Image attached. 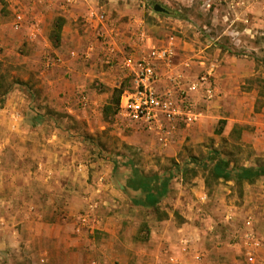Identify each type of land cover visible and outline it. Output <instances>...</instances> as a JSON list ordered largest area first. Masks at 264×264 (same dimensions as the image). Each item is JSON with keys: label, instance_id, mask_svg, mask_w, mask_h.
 <instances>
[{"label": "rangeland", "instance_id": "obj_1", "mask_svg": "<svg viewBox=\"0 0 264 264\" xmlns=\"http://www.w3.org/2000/svg\"><path fill=\"white\" fill-rule=\"evenodd\" d=\"M83 1L86 5L77 10L79 15L75 21L80 34H98L102 26L88 21L86 13L90 8L88 6H91L106 13L108 19L105 27H108L109 33H112V28L115 29L113 34H119L116 30L120 25L126 28L128 24L133 28V23H136V29L145 26L153 31L156 28L154 40L160 43L156 46L162 45V41L171 36L176 44L184 41L192 43L198 56L191 60L197 62L199 74L214 68L217 95L211 102L203 101L204 105H197L205 111V115L194 125V130L174 146L173 155L169 154L170 151L150 149V146L148 150L137 149L143 142L138 141L137 137L135 141L128 138L132 137L131 127L121 122L119 108L116 114L110 113L106 119L102 107L101 114L108 122L106 128H101L102 118H98L93 123L96 130L90 131L88 125H79L80 133L75 136L80 142L79 153L87 160V167H79L78 173L85 175L84 180L95 186L97 193L93 195L89 191L83 198L53 200L46 196L49 194L47 184L42 183L37 175L36 181L40 185L34 188L40 195L25 200L40 204L44 217L18 215L8 220L5 208L2 209L0 264H100L97 257L89 258L87 263L79 261V245L63 247L66 243L56 245L52 241H43L40 232H50L54 224L70 226L77 235L82 236L84 232L89 240L96 238L109 243V246L115 244L109 247L116 257L112 259L114 263L101 264H171L165 258V252L181 255L179 239L175 234L177 231L174 230L177 224L185 220L181 210L187 211L188 220L194 223L192 229L199 230L197 233L194 230L189 232L193 236L190 235L193 250L186 256L188 264H214L217 257H220L217 262L220 264H264V197L260 198V203L254 200L256 203L252 206L253 201L248 197L247 202L245 197L246 183L209 177L210 184H207L205 178L208 170L203 166L215 150L229 158L232 165H264V150L254 149L252 145L253 137L264 126V0ZM155 3H161L170 12L156 11ZM20 7L18 1L0 0V109L4 107L8 95L21 88L27 91L26 98L35 100V91L29 86L30 82H34L32 86L36 84L38 72L34 71V74L30 71V74L22 65H33L38 59L55 55L35 48L41 46L36 41L39 35L31 38L29 28L36 24L33 14L37 10L30 6L26 9ZM20 11L26 15L27 21L21 29L16 30L13 21L15 13ZM57 18L40 21L39 34H53ZM184 52V49L180 50V53ZM24 103L23 110L30 115L29 123L36 125L40 120L38 105L27 100ZM67 124L62 125L66 129L74 126ZM58 125L57 120L48 117L43 126L54 128ZM5 137L8 135L4 132L0 134V141H4ZM6 154L10 156V152ZM34 156H30V159ZM130 160L145 172L172 175L169 191L162 199L159 210L134 204L132 199L139 196L140 191L128 188L125 192L130 172L129 165L125 163ZM30 169H36L33 163ZM259 180L263 181V187L259 188L264 192V177ZM102 184L109 187L108 196L100 191ZM203 185L205 188L202 189ZM203 191L208 194L205 202L200 198ZM23 201L21 204H25ZM228 204L233 205L231 211L234 212V220L231 222L224 221ZM70 206L74 208L70 209ZM54 207L56 209L52 213ZM83 214H89V222L78 232L76 227L82 225L80 217ZM163 215L170 224L160 222ZM248 216L253 219L255 231L262 241L257 262H249L240 246L232 247V243L239 240V231ZM108 217L109 223L116 229L113 236H106L102 231ZM160 233L165 237H160ZM195 235L198 237L195 238ZM161 240H166L167 246L161 245ZM198 241L203 243V249L198 248ZM172 242L171 246L169 243ZM58 251H61L60 259H57ZM201 251L204 252L201 254L203 261L199 262L196 254Z\"/></svg>", "mask_w": 264, "mask_h": 264}, {"label": "crops", "instance_id": "obj_2", "mask_svg": "<svg viewBox=\"0 0 264 264\" xmlns=\"http://www.w3.org/2000/svg\"><path fill=\"white\" fill-rule=\"evenodd\" d=\"M15 1L20 2L21 6L25 9L28 8L27 6H30L31 9L37 10V13L35 15L33 14L34 22L37 24H39L40 21L45 22L54 17L63 18L64 23L59 44L55 45L52 43L50 34H39L36 41L41 46L35 47L41 48V52H52L55 55H59L63 61L51 68L46 67V59L44 58H42V60L38 59L36 64H33L34 66L30 63L22 65V68L29 71L30 74V71H33L34 74V71L38 72V78L35 80L36 84L32 86L34 82H30L32 85L30 84L29 86L35 91L34 96L36 99L29 100L26 98L25 92L27 91L21 88L10 93L4 107L0 109V134L4 132L8 135V137H5L4 141H0V219H3L2 209L5 208L8 220L18 215H26L29 217L35 214L39 218L44 217V211L41 209V205L29 201L33 197L36 198L40 195L38 190L34 188L40 185V183L36 181L38 180L37 175L41 178L40 181L42 183L47 184V191H49V194H46V196L53 200L83 198L87 196L89 191L93 195L97 193L98 189L95 186L86 183V180L83 178L85 175L83 173H78L79 167H87V160L84 155H80L79 152L81 151V147L78 145L80 142L76 140L75 136L80 133L79 125H88L90 131L96 130L97 128L93 123L98 118H102L101 128H106L108 122L103 119L101 114L102 107H105V105L112 100L114 90L121 87L123 84L121 72L110 68L108 64L105 63V50L103 49L102 41L99 40L98 34H80L77 28V23L75 22L79 15L77 10L85 7L83 6L85 4L83 0H74L70 3H67L66 0ZM88 7L90 8L87 10V17L89 11L94 9L91 6ZM136 26V23H133V28H130L128 24L126 28L121 27V25L120 27L117 26L116 33L119 34H114V38L122 49L125 50V47L128 45L127 52L139 54L143 50L158 43L154 40L155 37L153 36V34H157V30L154 26L153 31L151 28H146L145 26L136 29ZM119 29L120 31H118ZM107 30H109L108 27ZM171 37L163 40L161 44L167 43L168 39ZM90 47H93L90 58L85 59L78 55L86 50H90ZM174 48L175 56L173 60L176 66L184 68V63L190 61L191 64L188 62L190 67L187 69L185 68L186 71H188L192 77L198 75L197 62L191 60L192 57L198 56L193 44L187 41L179 42L177 44L175 43ZM181 49H184L185 52L180 53ZM72 52H75L77 55H72ZM178 55L181 57H178ZM161 70L162 73L166 71L165 68ZM214 81L215 83L217 82L216 78ZM165 85L166 81L165 78H163L159 83V87H164ZM28 89L29 88H26V90ZM80 91H85L89 98V104L85 108L79 107L80 105L78 104V94ZM26 100L33 102V105H38L40 111L38 114L40 117L38 119L40 120H37L38 123H36V125H31L29 123L30 115L23 110L24 101ZM195 102L199 105L203 104L202 98L198 96H195ZM208 106L209 105H207V107ZM48 109H50L49 112L47 111ZM48 117L52 120H57L60 125L68 123L67 125L70 124L74 126H71L69 129H66L63 125H58L54 128L44 127L43 125L48 120ZM122 123L124 124V122ZM194 125L195 124L181 128L176 133L173 143L165 149H163L159 142L153 137L137 131L132 127L129 129L132 133V137H125L131 138L133 141L136 139L139 141L140 139V142L143 143L136 147L137 149L148 150L150 146V149L152 148L160 152L166 150L167 153L170 151V154L172 153V149L175 152L174 146L181 143L186 135H189V133L194 130ZM134 138L136 139L134 140ZM252 143L254 149L264 150V126H262L260 132L256 133V136L253 137ZM7 152H10L9 157L6 154ZM34 152L35 156L33 155ZM171 155H173V153ZM30 156H34L33 159H30ZM32 163L36 168L34 171L30 169ZM135 165L138 166L137 163H135ZM243 165L260 166L256 163ZM262 177L264 176L260 178ZM259 179L256 180V183L244 182L247 186L245 197L246 200L249 197L250 201H253L254 204L251 203V205L253 204L252 206H254L256 202L260 203V198L264 197L263 190L259 188V186L263 187V181ZM227 181L235 182V180ZM203 188H205V185H203L202 189ZM100 189V191L107 193V196L109 195V187H107V185L102 184ZM127 190H125V192H127ZM112 192L115 193V190L113 189ZM203 194H207V192L203 191L200 198ZM28 197H30V199ZM25 199L29 200L26 201ZM254 200L256 202H254ZM21 201L25 204H21ZM248 201L249 199L247 202ZM232 207L233 205H226L224 216L227 213H234L231 211ZM71 208L73 209L74 207L70 206V209ZM55 209L56 207L53 208L52 213ZM196 211L198 212L199 209ZM186 212L187 211L181 210L180 213H184L185 220L177 224L174 229L177 231L175 234H177L176 236L179 239L178 245L181 250V255L165 252V258L168 262L172 257L179 258L184 264H188L189 262L186 256L193 250V239L190 237L191 234L189 235V232L194 230V232L197 233L199 230L197 228L192 229L194 223L188 220ZM224 221H226L225 218ZM160 222L166 223L169 221L163 219L160 220ZM102 229L106 236H113L116 233V229L109 223V217L102 225ZM49 231L50 232L42 230L40 233H42L43 236L40 238H42L43 241H52L56 245L66 243L62 245L63 247L66 245H79V256L77 259L82 261V263H87L88 261L86 262V260L89 258L96 259V257L97 262L100 264L101 262L114 263L112 259L116 257L115 254L110 252L109 247H113L115 244L109 246V243L103 242V240L98 241L96 238L89 240L87 234L84 232L82 236L77 235L73 233L72 227H66L60 224H54ZM117 231L119 230L117 229ZM160 234V237H165L162 233ZM197 237L198 236L195 235V238ZM160 243L163 246H167L168 244L166 240L165 242L161 240ZM199 243L200 246L197 247L203 249V243L201 241ZM169 244L172 246L173 242ZM185 247H187L186 250ZM232 247L239 246L232 245ZM60 253L61 251H58L57 259H60ZM202 253L204 254L202 251L199 254ZM219 260L220 257H217L214 264H220L217 263Z\"/></svg>", "mask_w": 264, "mask_h": 264}, {"label": "built area", "instance_id": "obj_3", "mask_svg": "<svg viewBox=\"0 0 264 264\" xmlns=\"http://www.w3.org/2000/svg\"><path fill=\"white\" fill-rule=\"evenodd\" d=\"M73 1L66 0L67 3ZM87 19L102 25L99 28L98 37L105 50V63L110 68L121 72L122 83L127 82L119 104V117L125 126L145 132L165 149L173 143L176 133L181 128L192 126L203 118L205 112L197 107L195 96L201 97L204 102H211L216 97L213 67L192 77L186 71L190 67L188 62L184 63V68H179L174 63V37L169 38L167 43L155 45L135 54L119 47L113 34L115 29H111L112 33H109L105 27L108 18L104 11L91 9ZM26 21L27 18L23 12H16L13 21L14 29H21ZM39 33V24L36 23L30 27L31 38H37ZM92 49L93 47H90V50L78 55L85 59L90 58ZM72 55L77 54L72 52ZM62 61L59 55H49L46 56L45 64L47 68H51ZM162 68L166 69L164 73ZM163 78L166 85L159 87ZM78 104L84 108L88 106L89 98L85 91L79 92ZM207 198L208 195L203 194L201 201L205 202ZM89 218V214H83L80 217L82 225L76 227V231L81 232L82 227L89 222ZM225 220L233 221L234 215L227 213ZM238 235L239 240L232 245L240 246L249 262H257L262 241L255 231L253 219L250 216L244 220ZM196 259L199 262L203 261L199 253L196 254ZM169 262L184 264L176 257H172Z\"/></svg>", "mask_w": 264, "mask_h": 264}, {"label": "trees", "instance_id": "obj_4", "mask_svg": "<svg viewBox=\"0 0 264 264\" xmlns=\"http://www.w3.org/2000/svg\"><path fill=\"white\" fill-rule=\"evenodd\" d=\"M175 15H177V13H175ZM63 23L64 20L62 17L57 18L54 33L50 35L55 45H58L60 42ZM126 86L127 82H124L121 87L114 90L112 100L106 104L103 109L106 119L110 117V113H117L120 97ZM114 107L116 109H114ZM115 165L117 166V164ZM125 165H129L130 167L125 190L131 188L140 191V195L132 199L134 204L144 208L159 210L162 199L169 191L172 175L169 174L165 176L158 172H145L131 160L126 162ZM203 166L208 170V175L205 178L207 184H210L209 177L214 180H235L236 183L243 184L244 182L254 183L261 176H264V165H232L231 160L227 157H223L218 150H215L214 153L207 158ZM165 215L167 216V214ZM165 215L160 216V219L166 218Z\"/></svg>", "mask_w": 264, "mask_h": 264}, {"label": "water", "instance_id": "obj_5", "mask_svg": "<svg viewBox=\"0 0 264 264\" xmlns=\"http://www.w3.org/2000/svg\"><path fill=\"white\" fill-rule=\"evenodd\" d=\"M154 9L158 12L169 13L170 10L161 3H155Z\"/></svg>", "mask_w": 264, "mask_h": 264}]
</instances>
